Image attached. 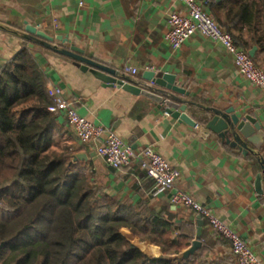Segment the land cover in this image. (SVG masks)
<instances>
[{
  "label": "crops",
  "instance_id": "0c3cea01",
  "mask_svg": "<svg viewBox=\"0 0 264 264\" xmlns=\"http://www.w3.org/2000/svg\"><path fill=\"white\" fill-rule=\"evenodd\" d=\"M224 3L214 0L208 6L222 21ZM169 12L185 10L177 0H0V68L21 51H28L50 91L53 83L61 84L84 119L111 129L135 151L146 147L155 150L179 171L176 189L227 224L264 263V138L259 150L248 144L249 152L243 155L205 129L209 116L205 109H233L238 116L255 119L264 133V97L238 75L226 50L206 38L194 34L173 52L164 41ZM28 26L52 38L51 46L81 50L85 58L140 86H150L143 80L145 71L154 72L156 77L174 76L175 83L188 94L181 98L193 104L186 114L196 126L175 120L163 106L143 96L103 87L91 74L81 72L73 60L42 47L37 41L41 38L27 33ZM239 35L251 45L247 53L255 48L253 59L264 72V55L253 44V34L244 26ZM123 65L136 68L137 74H123ZM55 117L71 133L62 116ZM74 144L79 149L76 156L83 155L89 162L95 183L105 193L133 208L145 206L164 213L171 222L180 224L183 232L193 235L183 252L192 247L197 215L170 204L174 190L153 197L152 182L137 166L111 170L96 156L93 144ZM259 174L262 194H257L254 187ZM201 220L196 250L206 242L209 261L215 264L231 253L226 242Z\"/></svg>",
  "mask_w": 264,
  "mask_h": 264
},
{
  "label": "trees",
  "instance_id": "16d2710c",
  "mask_svg": "<svg viewBox=\"0 0 264 264\" xmlns=\"http://www.w3.org/2000/svg\"><path fill=\"white\" fill-rule=\"evenodd\" d=\"M224 2L223 21L208 12L246 52L251 45L239 33L248 27L264 55V0ZM50 103L28 51L0 68V264H213L206 242L181 256L193 235L164 213L105 193L89 162L73 160L79 149L64 140ZM235 263L231 254L215 262Z\"/></svg>",
  "mask_w": 264,
  "mask_h": 264
},
{
  "label": "built area",
  "instance_id": "2783aa9c",
  "mask_svg": "<svg viewBox=\"0 0 264 264\" xmlns=\"http://www.w3.org/2000/svg\"><path fill=\"white\" fill-rule=\"evenodd\" d=\"M177 1L184 8L185 13L169 12L167 15V32L164 36L167 46L176 52L194 34L220 45L231 56L238 75L258 88L264 97V72L254 64L246 51L234 44L231 36L219 26L208 12L209 1ZM121 72L136 75L138 70L123 65ZM50 97L51 103L47 111L54 116H62L78 144H93L96 156L103 161L107 168L117 171L137 166L152 182L153 197L174 190V194L169 197L170 204L190 210L204 219L208 229L226 242L230 253L237 259L238 264H264L253 253L245 240L227 224L217 219L209 209L197 203L189 194L176 189L175 182L180 176L179 171L155 150L146 147L141 151H135L111 129L84 119L78 114L73 100L64 93L61 84H52Z\"/></svg>",
  "mask_w": 264,
  "mask_h": 264
},
{
  "label": "water",
  "instance_id": "95a60500",
  "mask_svg": "<svg viewBox=\"0 0 264 264\" xmlns=\"http://www.w3.org/2000/svg\"><path fill=\"white\" fill-rule=\"evenodd\" d=\"M27 33L32 36L41 38L38 43L61 56L67 57L74 61V64L81 72H88L95 79L102 83L103 87H116L133 96H143L153 102L163 106L164 112L179 122H183L190 127H195L196 123L186 114L187 107L193 105L192 102L183 100L181 96H187V92L175 83V77L164 74L162 77H156L154 72H143V80L150 86H140L139 84L129 81L123 76H118L117 71L106 66L95 63L83 56V52L74 47L69 50L58 49L56 46H51L52 38L44 36L36 32L32 27L26 28ZM57 40H61L57 38ZM255 48H252L248 55L253 58ZM205 111L209 114L205 124V129L214 133L218 138L228 144L231 148H236L243 155L249 152L247 145L250 144L255 150H259L262 145L264 133L262 132L259 123L248 115L238 116L233 109L225 111L215 108H207ZM84 160L83 155H77L73 160ZM264 175V171H263ZM261 176H256L254 187L257 194H262ZM196 241L192 247L181 254L182 257H187L197 249L200 245L199 239L201 236L202 220L197 216ZM4 243H0V251Z\"/></svg>",
  "mask_w": 264,
  "mask_h": 264
},
{
  "label": "rangeland",
  "instance_id": "374dc122",
  "mask_svg": "<svg viewBox=\"0 0 264 264\" xmlns=\"http://www.w3.org/2000/svg\"><path fill=\"white\" fill-rule=\"evenodd\" d=\"M64 140H70V141L73 142V144H74V142H76V141L74 140V138L72 137V135H71L70 132H67V135L65 136ZM76 143H77V142H76ZM74 146L77 147V145H75V144H74ZM4 209H5V207H0V214L3 213V210H4Z\"/></svg>",
  "mask_w": 264,
  "mask_h": 264
}]
</instances>
